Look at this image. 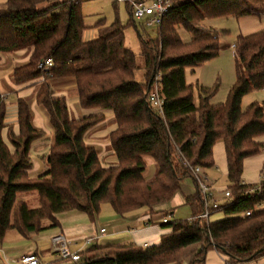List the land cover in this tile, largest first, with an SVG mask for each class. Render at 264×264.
<instances>
[{
	"label": "trees",
	"instance_id": "obj_1",
	"mask_svg": "<svg viewBox=\"0 0 264 264\" xmlns=\"http://www.w3.org/2000/svg\"><path fill=\"white\" fill-rule=\"evenodd\" d=\"M83 1L5 0L0 4V54L31 49L27 61L13 69L12 80L22 84L41 78L35 100L52 133L47 170L32 176L30 147L45 132L33 125L30 104L21 97L16 100L17 123L5 124L7 105L0 97V240L10 230L31 239L60 226L58 215L68 211L82 212L94 221L104 203L120 216L166 203L184 179H192L186 163L203 169L214 165L213 146L220 141L230 198L211 206L208 220L164 223L167 231L159 243L147 247L89 244L77 261L68 264H205L210 250L223 254L226 263L263 257L264 206L254 208L264 203V179L262 192L250 196L246 190L253 184H243L241 175L244 159L264 149L260 139L264 101L242 109L241 100L264 89V29L238 35L233 42L235 80L224 102L210 101L217 84L205 88L187 83L185 70L194 71L221 50L218 33L206 30L203 20L259 16L264 13V0H168L157 37L138 33L140 65L124 44L127 25L117 13L112 21L101 17L88 26ZM129 13L134 24L130 9ZM88 29L97 35L84 40ZM180 29L190 34L188 41L182 40ZM46 58L52 59L53 66L40 71L37 64ZM139 70L142 80L137 77ZM157 71L162 115L148 101ZM60 82L74 85L79 107L89 112L70 118L66 98L55 95ZM105 111L111 112L116 124L108 142L117 162L108 167L84 140L85 133L105 119ZM144 157L157 167L149 181L144 176ZM32 193L37 199L34 207L18 197ZM185 203L192 216L203 211L196 186ZM246 210L251 214L242 216Z\"/></svg>",
	"mask_w": 264,
	"mask_h": 264
},
{
	"label": "crops",
	"instance_id": "obj_2",
	"mask_svg": "<svg viewBox=\"0 0 264 264\" xmlns=\"http://www.w3.org/2000/svg\"><path fill=\"white\" fill-rule=\"evenodd\" d=\"M126 1L127 0H125V2H116L113 0L112 5L117 9L119 4H124L130 9ZM143 1L149 2L150 0ZM3 2L4 0H0V4ZM222 18H232L231 20H233L232 22L234 28H236L235 33H237V36L249 35L264 29V13L259 16L247 15L238 18L229 16L215 19H205L203 20L202 25L206 30L216 32L213 25L217 20ZM93 33L94 30L92 29L86 30L83 34L84 40L93 39ZM30 52L31 49L26 48L12 53L0 54V97L5 100L7 105L6 114L4 117L5 124L15 125L17 123L16 100L17 98L21 97L32 105V107L30 105V109L32 111L33 125L45 132V135L42 138L34 141L30 147V156L33 163L30 173L32 176H37L47 170L45 157L52 142V133L50 127L48 126L47 116L45 112L37 106L35 100V93L42 80L41 78H36L22 84H15L12 80L13 69L16 66L25 63L30 55ZM57 85L58 86L55 88V95L64 96L66 98L68 112L71 119H78L86 112H89L82 110V114L80 116V111L77 107V104L79 106V103L78 101L76 103L74 100L75 94L73 84L68 82H60ZM254 92H264V89ZM194 94H196V92H194ZM194 103L197 104L198 100H194ZM115 126V120L111 112L105 111V119L94 127L90 128L84 135V140L88 145L99 147L96 149L98 151L99 160L104 167L115 165L117 162L116 156L108 142V135L115 128ZM260 139L264 141V136H262ZM213 154L216 159H218L217 156L220 155L221 161L224 158L223 168L225 170V191L228 188L226 182V160L222 142L218 141L214 144ZM144 160L146 162L147 157H144ZM146 165V178L150 180L155 175L157 167L155 163H150V165H148L146 162ZM263 166L264 149L255 156L245 158L243 162V172L241 175L242 182L245 184L257 183L259 181ZM217 170H219V167L216 163L211 168L203 169V172L208 179V177H212L211 175H208V173L210 171L217 172ZM183 181L180 183V188L177 190V193L174 194L170 201L157 205L151 209L144 207L120 216L116 214L110 207L111 209L106 208L103 209L102 212L100 211V214L94 221H90L84 213L75 210L61 213L58 215V219L61 221L60 226L50 231V237L57 233H63L65 237L71 242V246H75L79 241H81L82 247L80 249L82 250L83 247L85 248L89 244H122L123 242H118V238L121 236L123 231H128L131 240L125 243H133L142 247L158 244L160 236L167 231L166 229L162 228V224H164L162 222L163 218L170 215V221H172L180 218L189 219L192 216V210L185 203V198L195 192V185L192 181V190L189 192L187 191L185 193H180L179 190L181 189ZM210 184L212 185V183ZM224 191L222 194L219 192V190L213 191L212 194L216 202H219V196H223L224 199ZM178 194L180 197H178ZM175 196L176 198L178 197L176 200L174 199ZM179 207H183L187 210L183 211L186 216L183 217L179 214H176ZM100 229H104V232L100 233ZM108 234V237L110 238L103 242H99L102 241V239ZM7 235L12 236V238L16 240V243L12 247H9L5 244V242L8 240L6 238ZM36 235H34L32 238H35ZM89 238L91 239V242L89 244H84ZM28 240H26L14 230L7 231L0 240V264H18L19 259L27 253L35 254L42 264H59V258L51 251V249L41 250L36 241L31 242ZM50 254H53L54 257H51ZM68 263L69 261L66 262V264ZM184 263L186 264V262ZM205 264H226V257L215 250H210L206 255ZM241 264H264V256Z\"/></svg>",
	"mask_w": 264,
	"mask_h": 264
},
{
	"label": "rangeland",
	"instance_id": "obj_3",
	"mask_svg": "<svg viewBox=\"0 0 264 264\" xmlns=\"http://www.w3.org/2000/svg\"><path fill=\"white\" fill-rule=\"evenodd\" d=\"M112 2H113V0H84L82 2V11H83V14L85 15L84 21L88 26L92 25L95 21H97L101 17H105L107 21H112L115 18V15L117 13V16H118L119 20L121 21V23H123L124 25H127L125 27V32H124L125 33L124 44L127 48H129L132 52H134L136 54L137 61L140 65L141 64L140 63L141 62V56H140L139 40L137 38L138 33L141 34V36L156 38L158 27L155 25L146 26L144 19L143 20H135L134 24H132L130 13H129V8L124 4H119L117 11H116L112 5ZM231 19L232 18H229V19L222 18V19L217 20L213 25L216 32L218 33V40H219V44L221 46V50H220L219 54L217 56L209 59L208 61H206L202 66L195 69L194 71H191L190 69L185 70V81L187 83H192V84L197 83L198 85L203 86L205 88H211L215 84H217L215 94L211 98V102H214V103H220V102L225 101L228 90L235 80L234 58H233V42L235 41V39L237 37V33H235L236 28H234V25L232 22L233 20H231ZM134 25H135V27H134ZM224 30H226L225 33L223 32ZM93 34H94V37L97 35L95 31ZM179 34H180L182 40L185 42L190 39V34L185 32L183 29L179 30ZM137 77L140 80L143 79L142 70L138 71ZM57 86L58 85H56L55 88ZM74 100L77 103L76 96H74ZM194 100L195 101L198 100L197 92H196V94H194ZM262 101H264V92H254V91L250 92V93L246 94L245 96H243V98L241 100V108L245 109L252 102H262ZM31 107H32V105H31ZM77 107L80 111L79 114L81 116L82 110L78 106V104H77ZM95 148L98 149L99 147H95ZM217 157H218V159H216L214 154H213L214 165L217 163L219 170H217V172L210 171L208 173V175H211L212 177H208V181H209V183H212L213 191L219 190V192L222 194L224 189L226 188L225 170L223 168L224 158L221 161L220 155H218ZM146 162L148 165H150V163H153V164L155 163L150 157H147ZM202 170H203V168H202ZM144 176L146 178V172H145ZM212 179H214V180H212ZM192 184L193 183H192L191 178L184 179L179 192L185 193L187 191L188 192L191 191L192 187H193ZM18 197H19V199H26L28 201L29 205L32 207L37 205V199H36L35 193L27 194V195L22 194ZM178 197H180L179 194H178ZM177 198H176V196L174 197L175 200ZM218 199H219L218 200L219 203L226 202L225 198L223 199V196H221V197L219 196ZM106 208L111 209L109 204L104 203L101 206L100 211L102 212L103 209H106ZM183 211H187V210L183 207L182 208L179 207L176 214H179V215L184 217L186 215ZM99 214H100V212H99ZM212 217H211V219H212ZM181 220H185V218H183ZM59 222L61 223L60 220H59ZM52 229H54V228H52ZM52 229H48V230L39 232L35 238H31L29 240L26 239V240L31 241V242L36 241L37 245L39 246V248L41 250H49V249H51V243L49 240H50V231H52ZM108 236H109V234L107 236H105L102 239V241H99V242H103V241L107 240L108 238H110ZM6 238L8 240L5 242V244L8 245L9 247H12L16 243V240L13 239L12 236L7 235ZM130 240H131V237H129L128 231H123L121 233V236L118 238V242L121 241V242H123L122 244H124L125 242H128ZM81 247H82V242L79 241L75 246H72V250L76 251V250L80 249ZM82 249H84V247ZM50 256L54 257L53 254H50ZM66 262H68V260H60L59 259V264H66ZM183 264H185V263H183Z\"/></svg>",
	"mask_w": 264,
	"mask_h": 264
},
{
	"label": "built area",
	"instance_id": "obj_4",
	"mask_svg": "<svg viewBox=\"0 0 264 264\" xmlns=\"http://www.w3.org/2000/svg\"><path fill=\"white\" fill-rule=\"evenodd\" d=\"M76 1V0H74ZM118 2H125V0H117ZM130 7L131 15L135 20H145L146 26H157L159 27L163 15L166 13L169 7L168 0H150L145 2L143 0H127L126 1ZM53 66V61L50 58L41 60L37 64V68L40 71L49 69ZM160 86H161V74L157 71L154 75L151 87L148 93V101L150 105L162 115L163 113V99L160 95ZM186 166L191 171L192 179L195 182V186L200 192L202 202H203V211L195 216H191L188 220L193 218H201L208 220L209 218V208L213 205L220 204L216 202L213 197L212 185L208 182L206 175L204 174L200 166H191L186 163ZM264 179V168L260 173L259 181L253 184L246 190V194L250 196H255L262 192L261 181ZM243 183V182H242ZM245 184V183H243ZM224 198L226 201L230 198V190L226 189L224 191ZM264 206V203L259 202L255 205L254 209H259ZM251 210H246L242 212V216H249ZM171 220V216L162 219L163 223H167ZM104 229H100V233H103ZM91 239H87L84 244H89ZM51 251L60 259L68 260L69 262H74L79 259V252L81 249L76 251L72 250L71 242L65 237L63 233H57L50 237ZM18 264H42L39 258L33 253H27L23 255ZM226 264H241V263H226Z\"/></svg>",
	"mask_w": 264,
	"mask_h": 264
}]
</instances>
